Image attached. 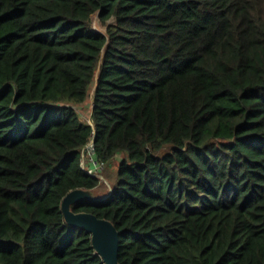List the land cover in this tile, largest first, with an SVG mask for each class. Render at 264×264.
Instances as JSON below:
<instances>
[{"label": "trees", "instance_id": "1", "mask_svg": "<svg viewBox=\"0 0 264 264\" xmlns=\"http://www.w3.org/2000/svg\"><path fill=\"white\" fill-rule=\"evenodd\" d=\"M92 140L120 264H264V0H0V264H106Z\"/></svg>", "mask_w": 264, "mask_h": 264}, {"label": "water", "instance_id": "2", "mask_svg": "<svg viewBox=\"0 0 264 264\" xmlns=\"http://www.w3.org/2000/svg\"><path fill=\"white\" fill-rule=\"evenodd\" d=\"M94 144V140L91 141ZM75 192L70 191L63 199L62 210L68 224L79 226L92 234V243L96 251L102 256L106 264H120L119 262V231L115 225L103 218H99L94 213L89 212H74L69 204V198ZM98 199L90 195H82L77 199Z\"/></svg>", "mask_w": 264, "mask_h": 264}, {"label": "rangeland", "instance_id": "3", "mask_svg": "<svg viewBox=\"0 0 264 264\" xmlns=\"http://www.w3.org/2000/svg\"><path fill=\"white\" fill-rule=\"evenodd\" d=\"M112 22V20H111ZM92 24L94 26V28L96 29H100V30H105L106 25L103 24L99 18L98 15L93 16V21ZM91 97L92 95L89 96V100L86 101L85 103H81L79 105H77V109L78 111L81 113V115L83 116V118L85 120L90 119V111H91ZM170 146L164 148L161 153H165L167 151H170ZM92 160L91 158H89V154H86V158H85V162H84V167L85 169L92 164ZM116 162H114V164L112 165V167H110L111 169L105 170L104 173L101 172L102 177L100 176V180H101V184L100 186H98L95 189H75L73 190V192H75L70 198H69V204L72 202V200L77 199L78 197L82 196V195H90V196H99L98 198L101 197H105L112 189V185L114 183V177L115 174L113 172H117L118 171V166L115 164Z\"/></svg>", "mask_w": 264, "mask_h": 264}, {"label": "built area", "instance_id": "4", "mask_svg": "<svg viewBox=\"0 0 264 264\" xmlns=\"http://www.w3.org/2000/svg\"><path fill=\"white\" fill-rule=\"evenodd\" d=\"M94 153H95V147L94 144H91V142L86 146V148L83 151V159H82V164L84 166V162H85V158H86V154H89V158H91V160L93 161L92 164H90L86 170L88 171V173L92 174V175H96L98 177H102L101 172L104 169V163L98 161L97 159L94 158ZM101 171V172H100Z\"/></svg>", "mask_w": 264, "mask_h": 264}, {"label": "crops", "instance_id": "5", "mask_svg": "<svg viewBox=\"0 0 264 264\" xmlns=\"http://www.w3.org/2000/svg\"><path fill=\"white\" fill-rule=\"evenodd\" d=\"M92 197L98 198L99 196H92Z\"/></svg>", "mask_w": 264, "mask_h": 264}]
</instances>
